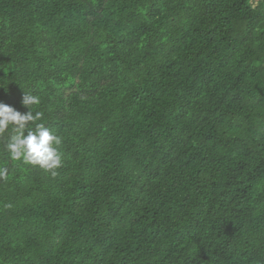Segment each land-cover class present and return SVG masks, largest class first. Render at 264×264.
Here are the masks:
<instances>
[{"label": "trees", "instance_id": "trees-1", "mask_svg": "<svg viewBox=\"0 0 264 264\" xmlns=\"http://www.w3.org/2000/svg\"><path fill=\"white\" fill-rule=\"evenodd\" d=\"M25 93L62 165L0 134V264H264V0H0Z\"/></svg>", "mask_w": 264, "mask_h": 264}, {"label": "clouds", "instance_id": "clouds-1", "mask_svg": "<svg viewBox=\"0 0 264 264\" xmlns=\"http://www.w3.org/2000/svg\"><path fill=\"white\" fill-rule=\"evenodd\" d=\"M39 104L40 98L29 93H25L21 99V105L28 109L23 113L0 102V134L12 128V134L5 144L11 160L39 167L55 176V170L62 165V155L59 151L62 138L45 124L38 123L42 113L33 112L32 107ZM8 171L7 167H0V179L7 178Z\"/></svg>", "mask_w": 264, "mask_h": 264}, {"label": "bare ground", "instance_id": "bare-ground-1", "mask_svg": "<svg viewBox=\"0 0 264 264\" xmlns=\"http://www.w3.org/2000/svg\"><path fill=\"white\" fill-rule=\"evenodd\" d=\"M158 17V16H157ZM84 67V66H83ZM163 109V108H162ZM200 109V108H199ZM196 112V111H195ZM125 140V139H124ZM111 161V160H110ZM105 166H106V164H105ZM100 167V166H99ZM96 170V169H95ZM145 199V198H144ZM165 199V198H164ZM154 200V199H153ZM162 200V199H161ZM163 201V200H162ZM151 203V202H150ZM109 204V203H108ZM200 204V203H199ZM155 209V208H154ZM116 237V236H115ZM118 238V237H117ZM103 241V240H102ZM108 241V240H107ZM87 250V249H86ZM86 253V252H85ZM84 253V254H85Z\"/></svg>", "mask_w": 264, "mask_h": 264}]
</instances>
